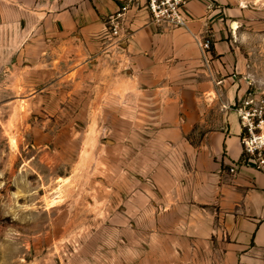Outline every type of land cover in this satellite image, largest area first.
Wrapping results in <instances>:
<instances>
[{"label": "rangeland", "instance_id": "374dc122", "mask_svg": "<svg viewBox=\"0 0 264 264\" xmlns=\"http://www.w3.org/2000/svg\"><path fill=\"white\" fill-rule=\"evenodd\" d=\"M54 2L0 0V264H140L132 197L152 132L116 115L89 73L67 75L43 15ZM208 3L228 76L264 106V0Z\"/></svg>", "mask_w": 264, "mask_h": 264}, {"label": "crops", "instance_id": "0c3cea01", "mask_svg": "<svg viewBox=\"0 0 264 264\" xmlns=\"http://www.w3.org/2000/svg\"><path fill=\"white\" fill-rule=\"evenodd\" d=\"M208 2L190 1L188 30H159L134 10L121 41L105 36L116 0H55L43 13L67 75L89 73L116 115L152 132L151 167L132 197L140 264H264V173L244 165L233 108L243 96ZM205 37L207 64L197 44Z\"/></svg>", "mask_w": 264, "mask_h": 264}, {"label": "built area", "instance_id": "2783aa9c", "mask_svg": "<svg viewBox=\"0 0 264 264\" xmlns=\"http://www.w3.org/2000/svg\"><path fill=\"white\" fill-rule=\"evenodd\" d=\"M191 0H116L118 10L108 16L105 21V36L111 40L121 41L127 16L132 11H144L148 14L150 24L159 30L174 31L188 30V5ZM204 62L208 63V56L212 50L210 37L197 42ZM250 97L243 98L233 106L240 118L244 137V165L253 167L264 173V106L255 105ZM264 105V103H263ZM258 131H261L259 134ZM258 155L259 158L256 156ZM232 166L230 172L235 173Z\"/></svg>", "mask_w": 264, "mask_h": 264}, {"label": "bare ground", "instance_id": "6f19581e", "mask_svg": "<svg viewBox=\"0 0 264 264\" xmlns=\"http://www.w3.org/2000/svg\"><path fill=\"white\" fill-rule=\"evenodd\" d=\"M237 29H238L237 25H236V24H234V25H233V30H235V31H236Z\"/></svg>", "mask_w": 264, "mask_h": 264}]
</instances>
